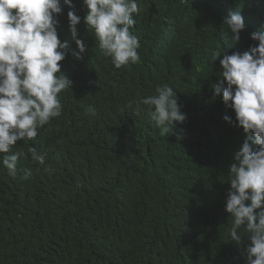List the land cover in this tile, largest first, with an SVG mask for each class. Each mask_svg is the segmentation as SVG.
I'll list each match as a JSON object with an SVG mask.
<instances>
[{
    "label": "trees",
    "instance_id": "1",
    "mask_svg": "<svg viewBox=\"0 0 264 264\" xmlns=\"http://www.w3.org/2000/svg\"><path fill=\"white\" fill-rule=\"evenodd\" d=\"M73 3L88 51L71 55L78 49L61 0L57 33L69 43L61 70L73 82L58 94L62 113L12 146L8 154H24L15 176L0 154V264H246L249 234L242 226L240 244L231 240L225 204L233 154L251 134L223 103L220 59L258 44L250 33L264 30V0H137L140 63L120 69L86 29L83 0ZM237 9L245 29L233 44L222 22ZM213 51L221 56L210 64ZM165 85L186 116L174 122L179 140L161 136L154 108L137 109Z\"/></svg>",
    "mask_w": 264,
    "mask_h": 264
},
{
    "label": "clouds",
    "instance_id": "2",
    "mask_svg": "<svg viewBox=\"0 0 264 264\" xmlns=\"http://www.w3.org/2000/svg\"><path fill=\"white\" fill-rule=\"evenodd\" d=\"M62 3L70 9L68 25L78 49L71 55L83 60L88 49L76 38L81 17L76 15L73 0ZM83 4L87 8L83 23L94 32L101 53L111 58L113 66L120 69L140 63L139 38L132 32L134 15L141 11L137 0H83ZM61 13V0H0V154L12 176L24 155L8 154L12 146L26 138L35 139L38 129L59 117L62 104L58 94L72 88L73 82L61 70L69 49V43L58 38L56 17ZM222 23L230 29L232 43L238 44L245 29L239 9L230 11ZM250 38L258 44L220 59L226 84L223 103L234 111L236 126L251 134L233 154L225 212L232 218V241L240 244L237 230L242 226L249 234L250 246L244 249L246 264H264V30L250 33ZM220 56L221 51H213L210 64ZM212 90L215 99L220 87L213 85ZM155 93L139 101L137 109L140 104L154 108L148 115L161 136L181 139L177 132L183 130H177L174 122L183 123L186 116L181 114L176 93L167 85L157 87ZM87 112L96 115L91 106ZM222 119L232 124L228 116ZM252 144L258 146L255 151ZM29 152L34 162L44 164L43 154L35 148ZM31 176V170H26L23 178Z\"/></svg>",
    "mask_w": 264,
    "mask_h": 264
}]
</instances>
